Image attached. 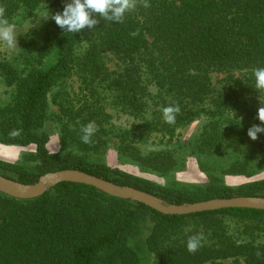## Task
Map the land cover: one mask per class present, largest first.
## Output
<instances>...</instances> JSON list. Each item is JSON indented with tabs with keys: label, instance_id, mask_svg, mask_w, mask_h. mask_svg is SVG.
Masks as SVG:
<instances>
[{
	"label": "trees",
	"instance_id": "trees-1",
	"mask_svg": "<svg viewBox=\"0 0 264 264\" xmlns=\"http://www.w3.org/2000/svg\"><path fill=\"white\" fill-rule=\"evenodd\" d=\"M70 2L0 0V27L46 15L16 56L0 52V77L14 96L11 106L0 108V144L36 146L22 156L23 163L0 160L1 175L31 185L47 173L79 170L176 205L264 197V179L230 186L214 176L207 186L177 189L78 155L100 150L112 134L121 155L165 175L178 165L171 156L139 155L127 137L141 134L143 142L157 132L172 140L183 124L198 119L193 152L214 156L222 154L226 141H237L242 155L220 169L246 177L264 171V133L256 140L247 135L253 125L264 126L258 119L264 89L256 88L254 77V70L264 67V0H130L122 22L92 13L93 28L67 33L51 17ZM214 72L225 75L218 87ZM74 74L87 93L84 102L67 100L64 84ZM97 84L114 92L121 113L135 120L152 103L151 120L127 129L105 128L112 117ZM50 102L59 106L58 114ZM165 107L179 108L174 121H165ZM64 115L77 128L60 131L62 151L50 153L44 128ZM89 123L95 131L85 143L83 128ZM149 222L144 244L154 264H264L262 210L163 215L77 183H61L31 200L0 193V264H141L142 245L132 242ZM191 237L199 238L192 251Z\"/></svg>",
	"mask_w": 264,
	"mask_h": 264
},
{
	"label": "rangeland",
	"instance_id": "rangeland-1",
	"mask_svg": "<svg viewBox=\"0 0 264 264\" xmlns=\"http://www.w3.org/2000/svg\"><path fill=\"white\" fill-rule=\"evenodd\" d=\"M45 16L46 15L44 13H40L36 19H29L20 25L12 24L14 26L13 32L16 37L17 44L9 46L7 41L0 38V52L14 56L17 52H19V49L23 45L24 41L28 39L30 34L40 25V22L45 19ZM109 65L113 67L112 64ZM224 77L225 75L214 72L212 74L214 86L218 87ZM82 88L83 87H81V82L78 76L76 74L72 76L70 75L69 79L65 81L64 84V91L68 97L67 100L71 102L79 100H82L83 102L86 101L87 93L86 91H83ZM97 88L99 93L102 94L101 104L106 109V113L112 117L110 121L111 123L109 121L104 122L105 128H114L115 125V130L127 129L132 127L134 123H137L135 126H141L151 120L152 113L155 111L152 103L149 102L147 111L145 115L142 116V119L135 120L133 117H129L121 113L120 104L118 103L114 92L106 91L100 84H97ZM258 101V108L260 109L261 107H264V101ZM13 103L14 96L12 94V88L0 77V108L9 107ZM50 105L52 109L51 111L58 114L60 109L59 106L52 102H50ZM79 121L80 120H77V122ZM75 125L76 124H73V122L68 124L67 116H65L62 121L57 118L56 121L50 120L47 123L44 131H46L50 136V141L47 146L50 153H58L62 151V133L60 131L63 132L65 128H68V130H75L77 128ZM200 127L201 121L198 119L187 124H183L172 140H170L169 137H162L161 134L159 135L157 132L153 133L143 142L138 140L139 137H141V134L134 138L127 137L129 139L127 144L131 145V147H133L139 155L147 156L149 154H156L159 152H166L169 154L173 161H175L178 165L165 175H160L144 169L139 164L134 163L131 158L126 155H121L117 149L119 142L112 134L106 138L108 144L100 150L79 152L78 155H83L89 163L103 164L109 167L118 168L130 175L159 183L162 186L177 189L193 190L195 186H207L211 181V177L214 176L221 180V182L230 186H239L245 183L264 179V171L251 177H246L242 175H229L220 169L221 167H227L235 161H238L240 158L239 156L242 155L239 152L240 146H238L239 143L237 141H226L225 145L223 144L224 149L222 154L219 153L214 156H207L193 152L191 147H193V141H196L200 134ZM184 144H187L188 148L182 149L181 147H183ZM68 150L71 151L72 149ZM35 151V145L22 147L0 144V160L8 163H23L22 156L34 153ZM74 153H77V150H74ZM151 230L152 224L149 222L145 225L143 236H141L139 240L132 242L134 246H136L137 242L142 245V249L139 251L141 264H154L153 255L150 251H148L146 245L144 244V240L147 238Z\"/></svg>",
	"mask_w": 264,
	"mask_h": 264
},
{
	"label": "water",
	"instance_id": "water-1",
	"mask_svg": "<svg viewBox=\"0 0 264 264\" xmlns=\"http://www.w3.org/2000/svg\"><path fill=\"white\" fill-rule=\"evenodd\" d=\"M61 183H77L91 186L109 196L144 204L163 215L186 216L224 209L264 211V197H233L192 204H168L152 194L132 187H120L102 178L73 169L48 173L41 176L35 184L31 185L22 184L0 175V193L15 199L31 200L43 196L47 191Z\"/></svg>",
	"mask_w": 264,
	"mask_h": 264
},
{
	"label": "clouds",
	"instance_id": "clouds-1",
	"mask_svg": "<svg viewBox=\"0 0 264 264\" xmlns=\"http://www.w3.org/2000/svg\"><path fill=\"white\" fill-rule=\"evenodd\" d=\"M132 7L130 0H71L67 3L62 12L56 13L51 17L56 25L67 33H80L84 29L93 28L97 21L92 18V13L99 14L105 20L115 23L122 22L126 12ZM13 25L6 24L0 27V38L7 41L9 46L16 43L13 32ZM254 77L257 89H264V67L254 70ZM179 108L165 107L163 116L166 122L175 119L173 113L178 112ZM258 119L264 124V107L258 110ZM95 131L94 123H89L83 128V142H89L91 134ZM264 133V126L253 125L248 129L247 135L256 140L259 134ZM199 244L198 237H191L187 242L190 251L195 250Z\"/></svg>",
	"mask_w": 264,
	"mask_h": 264
}]
</instances>
